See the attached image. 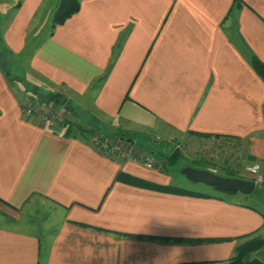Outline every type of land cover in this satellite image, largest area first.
Segmentation results:
<instances>
[{
    "label": "crops",
    "instance_id": "obj_1",
    "mask_svg": "<svg viewBox=\"0 0 264 264\" xmlns=\"http://www.w3.org/2000/svg\"><path fill=\"white\" fill-rule=\"evenodd\" d=\"M57 1L0 0V264L224 261L264 240L263 201L114 181L171 178L92 143L194 132L260 154L264 82L246 54L264 62V0H80L52 31Z\"/></svg>",
    "mask_w": 264,
    "mask_h": 264
},
{
    "label": "rangeland",
    "instance_id": "obj_2",
    "mask_svg": "<svg viewBox=\"0 0 264 264\" xmlns=\"http://www.w3.org/2000/svg\"><path fill=\"white\" fill-rule=\"evenodd\" d=\"M53 104H55L56 106L62 105L61 102H53ZM62 113H64V111ZM154 135L156 136L157 134ZM155 136H146L140 140H137L138 145L142 147V150H139L136 154L138 156V160L141 161L142 164L145 165V167L146 164H150L152 165V167L147 168L153 169L155 167V169L157 168L156 171L162 170L164 172H168L167 175L171 178V180H168L169 182L167 181L166 184H173L188 190L198 192L218 194L219 190L213 189L200 183H191L180 174V169L182 167L192 165L198 166H192L194 168L204 169L206 167L205 169H208L220 175L224 174V170H232L238 175V177L251 180L250 178H248V176L245 175V168L257 164L260 166L261 174L264 175V148L260 154L255 155V152L251 148V144L247 138H242L239 140L236 138H229L221 135H217L219 137H213L212 134L210 136H204L201 133L194 132L178 133L174 136V139L169 140L163 137H159L158 135L156 137ZM260 136L259 139L262 140L264 144V131L260 134ZM93 137L97 138L100 145L103 143L105 144V140H107L108 146H115L116 142L127 143V141L124 142V139H121L123 140L121 141L117 137L106 138L100 133H94ZM92 143L94 146V142ZM124 145L125 144H121L122 147H125ZM104 148L107 152H109L110 155H115V153L109 150L106 145ZM150 150H154L156 153L161 151L163 155L177 152L179 158L172 165L167 164V161L166 163L164 162V164L160 158L157 159L154 155H150ZM121 157H123V155H121ZM262 187L264 189V185H262ZM223 194H225L226 196L237 195L242 200H249L248 202H250V198L245 197L246 195L240 193L229 195L226 192H223ZM251 203L262 208L261 204L254 202L252 199ZM262 251L264 252V250ZM254 257L258 256L254 255Z\"/></svg>",
    "mask_w": 264,
    "mask_h": 264
},
{
    "label": "trees",
    "instance_id": "obj_3",
    "mask_svg": "<svg viewBox=\"0 0 264 264\" xmlns=\"http://www.w3.org/2000/svg\"><path fill=\"white\" fill-rule=\"evenodd\" d=\"M80 7H81L80 0H58L57 5L55 6L54 11L52 12L51 18H50L51 30L53 31L56 26L62 25L72 15L78 13L80 10ZM246 56L248 57L249 62L251 64L254 72L264 82V62L260 61L256 56H254L252 54H246ZM34 92L40 93L37 91H34ZM41 99L45 100L47 102L52 101V102H62L63 103L62 99L57 94H48L46 97H42ZM70 127L76 128L77 132H81V133L85 132L87 134H92V130H84L83 128H81L80 126H77L75 124L70 125ZM201 134L204 136H210L211 135L208 133H201ZM115 136H120L121 139L124 137L119 132L118 133L116 132ZM214 137H219V136L216 135ZM236 139L240 140V138H236ZM124 140H125L124 142H126V139H124ZM127 146L128 147H126V149L127 150L130 149V151H128V153H126V155H124L125 153H120V154L115 153V155H119V156L123 155V158H125V159L141 162L138 160V156L136 154L137 150L131 146V142L127 143ZM150 152H151L150 155L151 154L154 155L155 158H157V159L160 158L163 163L164 162L166 163V161H167V164H170V165L174 164L177 161V159L179 158V155L177 152H174V153L172 152V153L167 154V155L166 154L163 155L161 151L156 153L154 150H150ZM197 162H201V161H197ZM192 166L198 167L197 165H192ZM151 167H152V165H151ZM153 169H155V167ZM158 172H164V171L158 170ZM165 173L168 174V172H166V171H165ZM223 175L229 176V177H238V175L234 171L228 170V169L224 170ZM114 181L122 182V183H125L128 185H132V186H136V187H140V188H144V189L154 190V191H158V192L178 194V195H189V196H196V197H209V194L204 193V192L188 190V189H185L183 187L173 185V184H161V183L153 182L151 180H148V179H145L142 177H138V176L129 174V173L124 172V171H119L116 174ZM226 193L229 195L230 194L234 195L238 192H233V193L226 192ZM245 197H251V198H254L256 200H260V201L264 202V189L261 186L256 185L254 192L251 195L245 196ZM141 238H143V237H141ZM263 248H264V240H262L261 238H253V239L248 240V241L242 243L241 245H239L236 248L234 255L232 257H230L228 260H224V261H191V262H180V263H175V264H242L246 257H249V258L254 257V255H253L254 253H256L255 255L258 256V258H260L262 261H264V258H263L264 252L262 251V250H264Z\"/></svg>",
    "mask_w": 264,
    "mask_h": 264
},
{
    "label": "water",
    "instance_id": "obj_4",
    "mask_svg": "<svg viewBox=\"0 0 264 264\" xmlns=\"http://www.w3.org/2000/svg\"><path fill=\"white\" fill-rule=\"evenodd\" d=\"M180 174L191 183H200L223 192H238L248 196L256 188V184L252 180L223 176L207 169L194 168L192 166L182 167ZM242 264H264V261L258 257H246Z\"/></svg>",
    "mask_w": 264,
    "mask_h": 264
},
{
    "label": "built area",
    "instance_id": "obj_5",
    "mask_svg": "<svg viewBox=\"0 0 264 264\" xmlns=\"http://www.w3.org/2000/svg\"><path fill=\"white\" fill-rule=\"evenodd\" d=\"M31 109V108H30ZM51 111V110H50ZM50 111L48 110L46 112V110H44L42 112L43 114V119H46V125L47 126H56V123H57V119L55 117H51L50 119H48L47 117H49L50 115H52V113H50ZM26 113H29V111L27 110ZM42 117V116H41ZM61 120V119H59ZM94 142V148L97 150V151H100L104 154H109V152H107L105 150V145L106 147L111 150L113 153H116V154H119V153H128V151H130V149H126L127 146V143H118L116 142L115 146H108L107 145V140H105V144H101L99 143V141L97 140V138L93 137V140ZM121 144H125L124 146L125 147H122ZM130 148V147H129ZM112 153V154H113ZM126 153L124 155H126ZM146 167H151L150 164H146ZM245 175L248 176V178H250L252 181L255 182L256 185H264V175L261 174V169H260V166L255 164V165H251L250 167H246L245 168Z\"/></svg>",
    "mask_w": 264,
    "mask_h": 264
}]
</instances>
